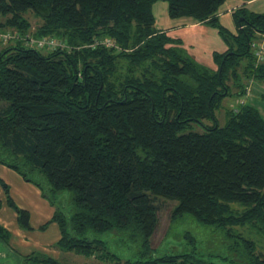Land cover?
I'll list each match as a JSON object with an SVG mask.
<instances>
[{"label": "trees", "instance_id": "obj_1", "mask_svg": "<svg viewBox=\"0 0 264 264\" xmlns=\"http://www.w3.org/2000/svg\"><path fill=\"white\" fill-rule=\"evenodd\" d=\"M159 1L172 19L218 30L228 48L214 52L217 68L156 27ZM225 2L0 0V33L15 35L0 39V163L55 208L56 248L103 264H264L256 242L236 230L250 224L264 235V116L244 100L224 124L216 115L226 97L250 94L248 81L264 82L252 46L264 12L236 8L231 31L219 17ZM28 12L40 19L32 32ZM31 35L63 46L44 53ZM194 123L203 131L188 130ZM0 184L20 227L32 230L30 212ZM157 197L177 202L166 238L190 215L208 228L206 240L187 231L183 251L153 247ZM11 236L0 223V240ZM21 264L66 263L33 251Z\"/></svg>", "mask_w": 264, "mask_h": 264}, {"label": "crops", "instance_id": "obj_2", "mask_svg": "<svg viewBox=\"0 0 264 264\" xmlns=\"http://www.w3.org/2000/svg\"><path fill=\"white\" fill-rule=\"evenodd\" d=\"M229 1L226 0L221 6L219 17L222 24L231 31L237 29L233 14L236 8L245 4L251 11L264 12V0H236L235 3L228 4ZM153 10L158 29L165 31L173 38L181 39L183 47L197 61L217 68L213 54L215 51H226L228 46L216 28L197 22L191 17L170 18L168 3L165 1L156 2ZM0 179L9 185L10 195L16 204L30 212V224L32 226V230L20 227L17 213L5 202L6 193L0 184V198L3 200V206L0 210V223L12 234L9 244H4L0 240V246L5 251V262L13 261L15 264H21L23 255L33 251H41L55 258L72 254L55 247L61 237L60 227L57 222L52 221L55 208L42 196L40 189L24 180L15 170L1 163ZM45 224L47 226L42 229L41 226Z\"/></svg>", "mask_w": 264, "mask_h": 264}, {"label": "rangeland", "instance_id": "obj_3", "mask_svg": "<svg viewBox=\"0 0 264 264\" xmlns=\"http://www.w3.org/2000/svg\"><path fill=\"white\" fill-rule=\"evenodd\" d=\"M236 0H230L228 4L235 3ZM255 9V8H254ZM32 23L31 32L35 30L37 25L40 22V19L35 17L33 13L28 12L25 15ZM30 37V38H28ZM26 37V40L29 45L34 46L30 42V39H35L32 35ZM15 35L11 31H7L5 33H0V39L6 40L7 43H12L14 41ZM11 39V41H10ZM63 46V44H61ZM60 47V46H59ZM48 48H42L41 51L46 53ZM264 62V61H263ZM211 67V66H210ZM242 72V70H241ZM231 85H233V80L229 81ZM246 82V81H245ZM250 86V94L248 96H238L237 94L230 95L226 97L222 103L220 109L216 111V115L220 124H224L226 122V114L228 109L239 107L242 101H246L247 103L252 104L253 106L257 107L262 115L264 116V82L257 81L252 79L248 81ZM233 90L236 91L237 88L233 86ZM209 123V122H208ZM188 130L192 131H203V127L197 123L192 124ZM61 204L63 206V210L69 211L71 209V192L63 191L59 194ZM156 204L158 206V216L159 222L156 228V231L152 237V246L159 247L161 249L160 253H171V252H180L185 250L186 245L184 244V232L190 231L195 235H201L206 240V235L208 233V228L199 223L195 218H191L186 216L185 221H180L176 225H174V233L166 238L167 235L170 234L171 228L170 225L172 222L171 220V213L174 207L176 206L177 202L164 198V197H157ZM233 206L240 212L245 210L240 204H233ZM237 231H240L248 238L254 240L257 244L258 251L264 254V235L254 228L252 225L247 224L243 227H236ZM2 243L7 244L1 240ZM205 244V243H204ZM203 245V244H202ZM220 249H217L219 251ZM60 259L64 260L66 264H83V263H93V264H103L98 262L95 259H86L83 256L77 254H65ZM5 251L3 247L0 246V264H13L12 262H5ZM15 264V263H14Z\"/></svg>", "mask_w": 264, "mask_h": 264}, {"label": "built area", "instance_id": "obj_4", "mask_svg": "<svg viewBox=\"0 0 264 264\" xmlns=\"http://www.w3.org/2000/svg\"><path fill=\"white\" fill-rule=\"evenodd\" d=\"M30 42L34 45H37L38 47H48L50 49H55L59 46H62L61 43L54 38L50 37H43L40 39H30ZM107 45H114L113 40L107 39L106 40ZM252 46L255 50L256 58L259 61L264 60V36L259 41H254L252 43Z\"/></svg>", "mask_w": 264, "mask_h": 264}, {"label": "bare ground", "instance_id": "obj_5", "mask_svg": "<svg viewBox=\"0 0 264 264\" xmlns=\"http://www.w3.org/2000/svg\"><path fill=\"white\" fill-rule=\"evenodd\" d=\"M45 37V36H44Z\"/></svg>", "mask_w": 264, "mask_h": 264}]
</instances>
